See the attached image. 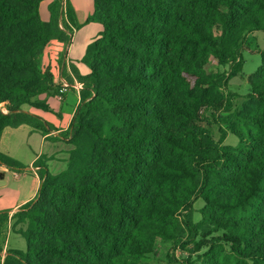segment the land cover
<instances>
[{"label": "trees", "instance_id": "16d2710c", "mask_svg": "<svg viewBox=\"0 0 264 264\" xmlns=\"http://www.w3.org/2000/svg\"><path fill=\"white\" fill-rule=\"evenodd\" d=\"M0 0V136L22 124L53 127L23 109L51 112L63 94L39 53L70 42L76 14L56 2ZM85 23L102 31L86 47L89 74L65 137L67 167L48 172L16 213L26 250L3 264H142L157 244L206 249L201 264H264V51L240 109L224 93L212 60L242 71L249 33L264 31V0H93ZM45 97V98H42ZM223 109L228 118H216ZM220 125L219 142L207 128ZM224 126V127H222ZM235 146L222 145L225 136ZM0 165L24 172L0 152ZM202 201L199 221L193 204ZM6 212H0V221Z\"/></svg>", "mask_w": 264, "mask_h": 264}, {"label": "crops", "instance_id": "0c3cea01", "mask_svg": "<svg viewBox=\"0 0 264 264\" xmlns=\"http://www.w3.org/2000/svg\"><path fill=\"white\" fill-rule=\"evenodd\" d=\"M56 2L58 10L60 3L69 4L74 10L75 24H70L73 32L68 46L66 43L53 40L39 53L42 66L49 69L53 75L54 84L62 86L63 83L72 84L79 82L76 74L85 76L89 74L88 67L82 62L87 45L102 31L97 23H85L86 19L93 14V0H44L40 5V14L43 21H48L51 9L55 10ZM44 7L45 15H43ZM79 49L76 51V47ZM80 91L68 89L63 94H56L46 98L51 112L29 110L49 123L53 130L44 135L33 130L30 125L22 124L16 128L6 127L0 136V152L13 159L20 161L26 170L22 173L24 178L29 176L31 182L25 181L21 193H0V212H6L5 218L0 221V264L9 250L25 251L26 242L21 232L26 229V223L18 222L15 215L20 208L35 199L41 180L37 173L32 171V165L37 159H43L48 172L57 175L67 167L69 151L73 146L64 135L68 130L75 110L80 102ZM45 98V97H42ZM11 172L15 180H21L16 172L0 165V179L3 180L5 173ZM33 185L28 193L27 188ZM22 188V187H21ZM21 190V189H20ZM22 239V240H21Z\"/></svg>", "mask_w": 264, "mask_h": 264}, {"label": "rangeland", "instance_id": "374dc122", "mask_svg": "<svg viewBox=\"0 0 264 264\" xmlns=\"http://www.w3.org/2000/svg\"><path fill=\"white\" fill-rule=\"evenodd\" d=\"M43 15L46 16L44 7H42ZM68 46V45H66ZM79 49V46L76 47V51ZM264 51V31H256L249 33L246 36V40L243 46V51L241 52L243 59V68L242 71L234 77H229V67L228 66H218L215 64V61L212 60L214 65L212 72L218 73L225 76L226 87L224 93L226 97L232 101V111L240 109L245 101V97L249 93L248 81L251 79V76L254 74L258 66L260 65L261 57L256 54V52ZM41 58L39 61L40 70L43 71L45 68L42 66ZM23 109L33 110L32 108L24 107ZM0 110H4L0 108ZM28 111V110H27ZM4 113H7L5 110ZM216 118L223 117L228 118L229 113L225 112L223 109L220 111L214 112ZM204 128H207L210 132L212 139L215 142H219L221 135V128L219 124L211 122L210 125H201ZM224 127V126H222ZM237 144L236 138L231 134L225 136V140L222 142V145L235 146ZM20 162V161H19ZM23 173V172H22ZM21 172H17L19 175L20 181L15 180L11 172L5 173L3 180L0 179V193H21L23 191V186L25 181L27 183L31 182L29 176L24 178V175ZM22 187V188H21ZM21 189V190H20ZM33 189V185H30L27 188L29 193ZM202 201L196 200L193 204V220L195 222L199 221V210L202 207ZM22 240V239H21ZM26 250V248H25ZM206 249H202L199 252L193 251V245L189 244L184 247L172 246L168 244H162L159 242L157 244L156 255H149L146 258L142 259V264H201L202 256L205 253Z\"/></svg>", "mask_w": 264, "mask_h": 264}, {"label": "built area", "instance_id": "2783aa9c", "mask_svg": "<svg viewBox=\"0 0 264 264\" xmlns=\"http://www.w3.org/2000/svg\"><path fill=\"white\" fill-rule=\"evenodd\" d=\"M82 87H83V85H82V83H80V82H73L72 84H68V83H63V85H62V92H65L66 90H68V89H76V91H80L81 89H82ZM1 112H5V110H0ZM33 169H32V171L33 172H35V173H37V169L38 168H36V167H32Z\"/></svg>", "mask_w": 264, "mask_h": 264}]
</instances>
